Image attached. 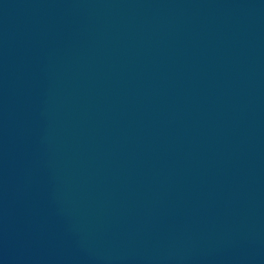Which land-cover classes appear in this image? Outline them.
<instances>
[{
  "label": "water",
  "instance_id": "95a60500",
  "mask_svg": "<svg viewBox=\"0 0 264 264\" xmlns=\"http://www.w3.org/2000/svg\"><path fill=\"white\" fill-rule=\"evenodd\" d=\"M0 264H264V0H0Z\"/></svg>",
  "mask_w": 264,
  "mask_h": 264
}]
</instances>
